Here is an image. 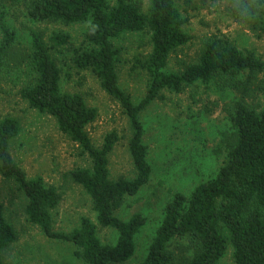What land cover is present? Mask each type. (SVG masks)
<instances>
[{"label":"trees","instance_id":"16d2710c","mask_svg":"<svg viewBox=\"0 0 264 264\" xmlns=\"http://www.w3.org/2000/svg\"><path fill=\"white\" fill-rule=\"evenodd\" d=\"M24 4L28 19L34 23L69 25L91 20L83 34L87 48L75 50L71 63L89 70L104 93L124 111L132 133L128 153L135 171L132 180L109 178L108 155L117 141L116 134L109 133L100 147H94L86 127L96 119V109L88 107L77 94L61 93V71L50 50L66 44L67 36L53 34L49 45L42 34L30 31L28 66L34 78L19 95L29 108L54 118L58 131L88 157L91 169L73 170L68 175L90 198L98 227L114 229L117 238L113 245L103 244L96 235V225L84 217L68 235L53 230L50 212L60 196L42 178L28 179L14 162L9 145L20 126L15 118L6 116L0 120V176L14 181L24 195L27 220L47 238L72 244L74 256L84 264L128 261L135 253V236L146 220L140 214L122 220L115 211L125 197L135 196L150 180L140 114L160 98L163 90L179 93L218 78L238 96L230 128L221 134V144L227 149L225 161L213 179L195 186L188 196L173 194L140 264H219L228 247L234 264H264V89L256 86L263 100L260 109L245 102L257 92L254 81L264 63L227 39L213 36L204 41L196 63L181 72H165L169 56L190 40L174 0H150L148 15L141 13L134 0H115L112 6L106 0H25ZM145 29L150 33L151 50L142 68L148 83L144 96L133 104L118 86L112 40ZM15 40L14 30L0 16V67L14 54ZM15 240L16 234L0 207V264H4V251ZM175 240L186 242L184 253L178 258L175 255L176 263L168 249Z\"/></svg>","mask_w":264,"mask_h":264},{"label":"rangeland","instance_id":"374dc122","mask_svg":"<svg viewBox=\"0 0 264 264\" xmlns=\"http://www.w3.org/2000/svg\"><path fill=\"white\" fill-rule=\"evenodd\" d=\"M109 6L115 0H106ZM143 15H148L150 0H134ZM25 0H0V16L16 35L14 53L0 67V120L9 116L20 126L9 150L14 162L28 179L40 177L46 186L54 187L60 196L51 210L55 232L70 234L79 227L81 218L96 225V235L106 245L116 242L117 232L100 228L91 208V200L83 188L74 183L68 173L91 169V162L82 150L58 131L54 118L28 107L19 95L21 88L33 81L28 66L30 31L49 38L56 33L67 36L66 44L50 50L61 71V93L77 94L88 107L97 111L96 119L86 127L94 147H100L111 132L117 141L108 155L109 178L132 180L128 142L131 128L119 103L100 88L97 78L89 71L76 68L71 59L75 50L87 48L83 34L91 20L69 25L34 23L26 15ZM185 19L183 31L190 36L188 43L168 58L165 72L183 71L196 63L204 41L213 36L227 39L243 52H251L264 63V0H174ZM118 86L137 104L144 96L148 77L142 64L148 59L150 33L131 32L112 40ZM264 89V69L254 81ZM257 91V90H256ZM160 98L141 114L142 142L147 148L146 160L151 167L147 185L132 197H125L115 215L128 220L134 214L146 222L135 236V253L123 264H140L147 253L163 210L174 193L186 196L198 184L215 177L223 165L227 149L221 144V134L230 128V116L237 103V94L224 87L218 78L209 84L197 83L179 93L163 90ZM245 102L260 109L262 96L253 92ZM26 199L12 180L0 176V207L4 219L13 228L16 240L4 251V264H84L73 254L68 242L47 238L25 215ZM186 242L175 240L169 251L180 256ZM175 263L177 262V259ZM219 264H234L228 247Z\"/></svg>","mask_w":264,"mask_h":264}]
</instances>
